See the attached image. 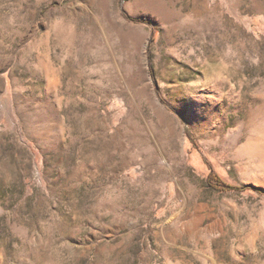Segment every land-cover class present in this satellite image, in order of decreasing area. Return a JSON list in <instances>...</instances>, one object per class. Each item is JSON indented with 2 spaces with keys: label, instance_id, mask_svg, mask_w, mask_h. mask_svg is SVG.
<instances>
[{
  "label": "rangeland",
  "instance_id": "rangeland-1",
  "mask_svg": "<svg viewBox=\"0 0 264 264\" xmlns=\"http://www.w3.org/2000/svg\"><path fill=\"white\" fill-rule=\"evenodd\" d=\"M0 264H264V0H0Z\"/></svg>",
  "mask_w": 264,
  "mask_h": 264
},
{
  "label": "trees",
  "instance_id": "trees-1",
  "mask_svg": "<svg viewBox=\"0 0 264 264\" xmlns=\"http://www.w3.org/2000/svg\"><path fill=\"white\" fill-rule=\"evenodd\" d=\"M212 176H215V177H217L216 175H213L212 173H210L209 175H208V180H209V184L211 185V186H215V185H218V186H220V187H223V188H228V189H242V187H240V186H233V185H230V184H225V183H223V182H219L218 183V181L219 180H213V178H212Z\"/></svg>",
  "mask_w": 264,
  "mask_h": 264
}]
</instances>
